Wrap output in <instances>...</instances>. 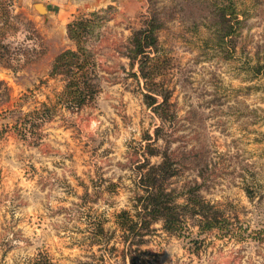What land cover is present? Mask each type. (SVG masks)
Returning a JSON list of instances; mask_svg holds the SVG:
<instances>
[{"label": "rangeland", "instance_id": "374dc122", "mask_svg": "<svg viewBox=\"0 0 264 264\" xmlns=\"http://www.w3.org/2000/svg\"><path fill=\"white\" fill-rule=\"evenodd\" d=\"M7 1L0 264H264V0ZM80 18L99 94L40 126ZM153 178L182 225L124 232Z\"/></svg>", "mask_w": 264, "mask_h": 264}, {"label": "trees", "instance_id": "16d2710c", "mask_svg": "<svg viewBox=\"0 0 264 264\" xmlns=\"http://www.w3.org/2000/svg\"><path fill=\"white\" fill-rule=\"evenodd\" d=\"M11 13L8 1L0 0V58L9 52L4 41L8 32L17 29ZM91 26L92 21L85 18L76 19L68 24V37L74 42L75 49L59 54L55 58L51 69L52 76L60 77L63 81V89L57 95L53 104L42 103L38 110L26 115L27 120L38 119L41 123L40 126H44L53 121L58 108L65 109L70 113H78L95 102L99 94V88L95 80L97 65L94 56L87 47L88 41H84ZM42 139L43 136L39 133L37 141L33 144L38 145ZM147 184L144 197L136 205L141 206L136 213L137 221L131 218L133 216L130 212L123 211L117 216L119 225L124 232L135 233L139 237L145 236L152 223L159 220L163 221L164 228L167 231H178V227L183 223L182 217L175 212L178 206L175 203L170 205L163 201L164 190L156 185L155 178L149 180ZM214 226L212 225L211 228ZM35 264L52 263L45 257L39 260L36 259Z\"/></svg>", "mask_w": 264, "mask_h": 264}, {"label": "water", "instance_id": "95a60500", "mask_svg": "<svg viewBox=\"0 0 264 264\" xmlns=\"http://www.w3.org/2000/svg\"><path fill=\"white\" fill-rule=\"evenodd\" d=\"M36 9L41 13H47V9L43 4H37L35 5Z\"/></svg>", "mask_w": 264, "mask_h": 264}]
</instances>
